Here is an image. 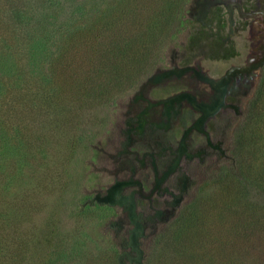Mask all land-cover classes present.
<instances>
[{
  "label": "rangeland",
  "instance_id": "rangeland-1",
  "mask_svg": "<svg viewBox=\"0 0 264 264\" xmlns=\"http://www.w3.org/2000/svg\"><path fill=\"white\" fill-rule=\"evenodd\" d=\"M0 264H264V0H0Z\"/></svg>",
  "mask_w": 264,
  "mask_h": 264
},
{
  "label": "trees",
  "instance_id": "trees-1",
  "mask_svg": "<svg viewBox=\"0 0 264 264\" xmlns=\"http://www.w3.org/2000/svg\"><path fill=\"white\" fill-rule=\"evenodd\" d=\"M181 5H184V3H182ZM253 220H254V218H253ZM253 220H251L252 221L251 223L247 224L248 228L253 229V230H259V225H260L259 221L257 219H255V221H253Z\"/></svg>",
  "mask_w": 264,
  "mask_h": 264
}]
</instances>
